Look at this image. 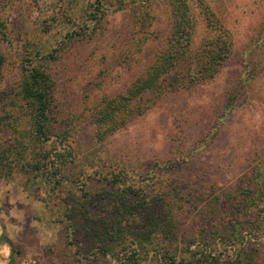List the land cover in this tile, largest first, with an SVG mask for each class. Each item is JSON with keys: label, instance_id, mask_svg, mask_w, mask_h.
<instances>
[{"label": "rangeland", "instance_id": "obj_1", "mask_svg": "<svg viewBox=\"0 0 264 264\" xmlns=\"http://www.w3.org/2000/svg\"><path fill=\"white\" fill-rule=\"evenodd\" d=\"M102 1L103 11L98 0H0L3 149L14 116L29 128L13 99L25 68L41 67L53 84L50 138L29 154L44 161L51 151L49 169L30 179L0 167V245L9 248L0 261L177 264L201 251L264 259L261 217L243 205L264 178V0H187L192 52L225 29L228 58L213 78L148 90V108L117 128L97 116L166 53L176 0ZM147 206L173 210L176 235L157 231ZM105 226L125 227L123 238L102 243L95 231Z\"/></svg>", "mask_w": 264, "mask_h": 264}, {"label": "trees", "instance_id": "obj_2", "mask_svg": "<svg viewBox=\"0 0 264 264\" xmlns=\"http://www.w3.org/2000/svg\"><path fill=\"white\" fill-rule=\"evenodd\" d=\"M136 1L144 0H132L133 3H137ZM97 7L98 10L103 11L102 0H98ZM2 10L3 7L0 5V13ZM174 15L176 19H174L171 33L173 38L170 40L166 53L157 59L158 61L153 65L148 77L135 81L136 84L140 83L141 85L133 86L129 97L120 96L106 101L105 106L102 107L99 116H97L98 123H102L103 126H108V128H110V125L113 128L121 126L123 124L121 120L124 117L126 118V116L131 114L137 115L140 110L148 108L142 101V95L150 89L156 88L157 93L162 94L170 87L180 88L188 86L196 78L206 79V77L213 78L217 75L220 65L228 58L230 52L231 40L227 32H222L225 29L219 31L216 38H210L200 49L202 50L201 53L199 50H193L192 52L191 37L194 25L191 24L193 18L189 13L187 0H176L174 3ZM1 16L0 32L5 33L6 31L2 29V26H5V21ZM186 24L191 31L185 28ZM4 62L5 57L0 53V79ZM179 62L186 64L183 71L177 68ZM194 64H196L195 67ZM135 83L134 85H136ZM0 94H2L1 90ZM52 94V79L45 70L36 65L25 68V73L13 99L14 103H16V99L23 101L19 107L24 109L23 114L28 115L29 128L28 131L20 128V123L25 116H14L12 124L13 141L8 148L3 149L0 145V167L7 169L9 173L12 174L16 170L24 169L29 174L30 179H34L42 174L43 171L49 169L52 161L51 151H47L43 155L44 161L37 159L40 156L38 153L32 157H29V154L36 151L37 146L42 147L40 145L45 143L44 139L50 138L51 127L48 123V117L52 110ZM19 118H21L20 123ZM260 185L259 190L250 189L245 193L243 205L247 206V210H256L257 216L261 217V224L264 226V178L259 182ZM155 205H157V202ZM147 207L150 208L147 218L150 220L151 225H156L157 231L166 230V234L169 237L176 235L174 230L176 220L173 210L165 211L163 209L159 212L156 206ZM162 222H165L163 227H161ZM94 227L96 228V226ZM124 228L117 229L116 227L105 226L100 228L99 231L96 229L95 232L101 238L102 243H107L117 239L121 240L124 235ZM145 236V238H151L152 235L146 234ZM13 250L14 247L12 246ZM181 260L177 264H264V259L258 256H224L214 252L206 253L202 251L190 259L183 258Z\"/></svg>", "mask_w": 264, "mask_h": 264}, {"label": "clouds", "instance_id": "obj_3", "mask_svg": "<svg viewBox=\"0 0 264 264\" xmlns=\"http://www.w3.org/2000/svg\"><path fill=\"white\" fill-rule=\"evenodd\" d=\"M0 254L7 256L9 254V248L6 244L0 245ZM0 264H5L4 261H0Z\"/></svg>", "mask_w": 264, "mask_h": 264}]
</instances>
